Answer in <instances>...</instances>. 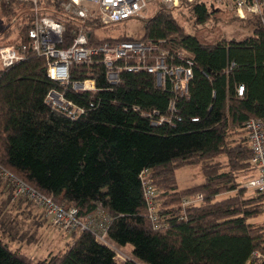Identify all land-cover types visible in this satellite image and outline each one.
I'll return each instance as SVG.
<instances>
[{
	"label": "trees",
	"instance_id": "16d2710c",
	"mask_svg": "<svg viewBox=\"0 0 264 264\" xmlns=\"http://www.w3.org/2000/svg\"><path fill=\"white\" fill-rule=\"evenodd\" d=\"M41 2L62 13L54 0ZM24 3L0 4L2 16L31 22V11L21 13ZM181 4L196 26L219 10L211 0ZM175 14L161 6L145 23L142 39L102 41H151L160 53H170L167 64L193 62L186 96L176 95L170 83L158 87L146 71H124L112 86L103 67L73 65L74 80L99 75L98 93L77 95L51 80L45 59L33 54L1 71L0 164L56 203L77 208L83 220L105 215L108 238L118 248L131 246L143 264H264V226L251 221L264 213V196L246 197L238 181L242 172L254 176L246 123L256 118L264 124V22L257 17L253 34L243 41L206 45L186 33ZM28 27L15 44L28 42ZM101 28L97 20L86 26L97 41L94 33ZM52 90L64 91L87 113L72 120L53 110L46 103ZM162 116L171 121L154 125ZM219 156L227 164L213 163ZM194 164L202 166L205 181L180 188L177 171ZM145 170L158 192L157 222L144 197ZM2 185L13 191L0 180ZM224 193L235 194L219 200ZM197 195L201 203L184 206ZM0 264L140 263L119 261L113 248L84 231L65 252L37 263L0 240Z\"/></svg>",
	"mask_w": 264,
	"mask_h": 264
},
{
	"label": "built area",
	"instance_id": "2783aa9c",
	"mask_svg": "<svg viewBox=\"0 0 264 264\" xmlns=\"http://www.w3.org/2000/svg\"><path fill=\"white\" fill-rule=\"evenodd\" d=\"M61 9V14L54 7L43 8L41 0H0V4L11 2H27L31 4L33 19L27 31L28 42L11 44L0 48V72L7 70L16 63L27 58L29 54L45 59L46 75L61 86L70 89L77 95L96 94L99 92L97 81L99 75L92 78H72L73 65L86 67H103L105 78L112 85H118L121 74L126 71L139 73L146 71L156 77L157 86L166 88L171 84L172 91L179 96H186L189 83L193 78V62L184 65H169L166 62L170 53L160 50L151 41H102L105 39L102 30L143 15L152 5L160 4L171 7L178 5L179 0H54ZM215 5H228L240 14L259 17L264 22V0H211ZM54 14H57L55 18ZM102 26L95 30V37L86 30L89 21H96ZM68 26L72 27L68 30ZM100 31V32H99ZM99 32V33H98ZM69 36V37H68ZM114 39V38H113ZM179 58L183 55L179 53ZM244 87L240 86L239 96H243ZM46 103L53 110L77 120L87 113L88 108L75 103L66 96L64 91L52 90L46 97ZM90 108L96 106L90 101ZM175 104H170L173 113ZM156 114V113H155ZM148 117L152 115L147 114ZM197 119H194L196 121ZM170 117L162 116L154 125L170 122ZM246 130L252 151L251 164L254 176L245 187L264 196V124L253 118L246 123ZM143 184L144 197L152 221L157 222L158 192L145 170L140 176ZM0 180L8 185L15 196L24 198L44 210L45 218L52 225L68 232L88 231L95 235L97 241L113 248L117 257L121 250L108 238L110 220L99 213L85 220L79 217L75 207L66 208L47 197L36 188L23 181L10 170L0 164ZM203 201L202 195L184 200V206H192Z\"/></svg>",
	"mask_w": 264,
	"mask_h": 264
},
{
	"label": "rangeland",
	"instance_id": "374dc122",
	"mask_svg": "<svg viewBox=\"0 0 264 264\" xmlns=\"http://www.w3.org/2000/svg\"><path fill=\"white\" fill-rule=\"evenodd\" d=\"M22 5H26V7L21 13L25 14L31 11V6H27V3ZM161 6L154 4L141 17L105 28L102 30L103 36L114 39L124 36L142 39L145 23L154 16ZM162 7L173 10L184 31L206 45L223 40L238 42L245 40L253 34L257 18L247 13L242 15L228 5H216L219 10L213 18L205 25L196 26L191 20L189 12L182 7L181 0L177 6ZM30 23L26 19L21 20L17 17L9 21L2 16L0 11V48L15 44L19 32ZM219 162L227 164L228 160L225 156H219L213 161V163ZM249 175L251 174L247 172L238 174L239 189H245L246 197H254L255 192L245 187ZM177 177L180 188L203 183L206 179L200 164L182 167L177 171ZM234 194L224 193L218 199H225ZM251 221L264 226V213ZM77 237L78 233L76 232H68L53 226L51 221L45 218L42 208L29 203L24 198L15 196L14 192L4 185L0 187V240L12 250L19 251L30 261L37 263L51 256L62 254L75 242ZM119 249L121 250V255L118 256L119 261L128 259L143 264L133 257L131 246Z\"/></svg>",
	"mask_w": 264,
	"mask_h": 264
},
{
	"label": "crops",
	"instance_id": "0c3cea01",
	"mask_svg": "<svg viewBox=\"0 0 264 264\" xmlns=\"http://www.w3.org/2000/svg\"><path fill=\"white\" fill-rule=\"evenodd\" d=\"M178 178V177H177ZM179 182V181H178ZM131 249H132V247H131Z\"/></svg>",
	"mask_w": 264,
	"mask_h": 264
},
{
	"label": "bare ground",
	"instance_id": "6f19581e",
	"mask_svg": "<svg viewBox=\"0 0 264 264\" xmlns=\"http://www.w3.org/2000/svg\"><path fill=\"white\" fill-rule=\"evenodd\" d=\"M119 249V248H118Z\"/></svg>",
	"mask_w": 264,
	"mask_h": 264
}]
</instances>
